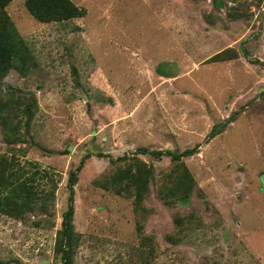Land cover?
<instances>
[{
    "label": "rangeland",
    "instance_id": "374dc122",
    "mask_svg": "<svg viewBox=\"0 0 264 264\" xmlns=\"http://www.w3.org/2000/svg\"><path fill=\"white\" fill-rule=\"evenodd\" d=\"M71 1L48 21L5 5L33 63L0 77L31 113L0 126V264H61L85 153L73 264H264V0Z\"/></svg>",
    "mask_w": 264,
    "mask_h": 264
},
{
    "label": "trees",
    "instance_id": "16d2710c",
    "mask_svg": "<svg viewBox=\"0 0 264 264\" xmlns=\"http://www.w3.org/2000/svg\"><path fill=\"white\" fill-rule=\"evenodd\" d=\"M9 0H0V77H2L8 68L15 67L17 69H23L33 62L28 59L27 47L24 40L18 34L15 26L10 19L8 13L5 10V5ZM24 6L28 12L38 20H61L70 16L81 14V8L76 6L71 0H24ZM221 50L218 55L221 57H228L224 55ZM245 51V49L243 50ZM28 59V60H27ZM256 61L257 59L254 58ZM158 65V66H157ZM155 68L160 71L161 66H165L166 62L158 63ZM167 73V72H166ZM169 74V73H168ZM9 95H13V91L7 92ZM21 97V95H20ZM19 95L15 97V101L11 103L7 96L1 97L0 94V126L3 129L16 131L19 128L21 120L17 119L16 113L18 110L24 111L21 105V98ZM33 96H31L32 99ZM12 98V97H11ZM17 104V105H13ZM14 107H17L16 109ZM24 118L22 124H27L31 113L24 111ZM228 120L233 119L231 114ZM225 121L219 124H212L207 137H211L221 130ZM25 126V125H24ZM197 150V143L190 147H184L179 151H171L169 149L160 148H147V147H136L133 152L144 153L147 152L153 156H160L166 154L170 159H178L182 155L192 154ZM89 153L83 154L74 168L70 169L66 178V206L61 212L60 218V239H59V258L61 264H73L71 257V234H72V214H73V184L77 178V170L81 167V164L85 157ZM126 156L125 153L117 155L114 159H123ZM110 161L113 158L109 157Z\"/></svg>",
    "mask_w": 264,
    "mask_h": 264
}]
</instances>
